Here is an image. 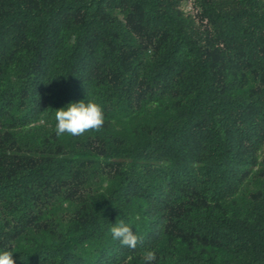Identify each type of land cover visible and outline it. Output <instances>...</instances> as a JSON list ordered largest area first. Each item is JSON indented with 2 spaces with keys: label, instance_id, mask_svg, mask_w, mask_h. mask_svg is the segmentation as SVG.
Returning a JSON list of instances; mask_svg holds the SVG:
<instances>
[{
  "label": "trees",
  "instance_id": "16d2710c",
  "mask_svg": "<svg viewBox=\"0 0 264 264\" xmlns=\"http://www.w3.org/2000/svg\"><path fill=\"white\" fill-rule=\"evenodd\" d=\"M89 101L101 129L57 136L56 111ZM5 251L264 264V0H0Z\"/></svg>",
  "mask_w": 264,
  "mask_h": 264
},
{
  "label": "clouds",
  "instance_id": "9594fccd",
  "mask_svg": "<svg viewBox=\"0 0 264 264\" xmlns=\"http://www.w3.org/2000/svg\"><path fill=\"white\" fill-rule=\"evenodd\" d=\"M55 132L57 136L68 133L73 137L82 136L90 130L99 131L105 123V117L100 105L89 101L70 104L67 109H60L55 113ZM41 124L45 121L42 119ZM114 239H118L122 245L135 249L138 243L143 242V237L132 231L123 220L115 224L111 229ZM144 259L146 264L156 259L155 252L148 251ZM0 264H15L11 251H5L0 254Z\"/></svg>",
  "mask_w": 264,
  "mask_h": 264
}]
</instances>
